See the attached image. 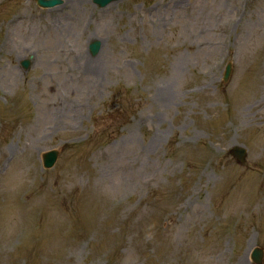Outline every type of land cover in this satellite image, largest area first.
Here are the masks:
<instances>
[{
	"label": "rangeland",
	"instance_id": "rangeland-1",
	"mask_svg": "<svg viewBox=\"0 0 264 264\" xmlns=\"http://www.w3.org/2000/svg\"><path fill=\"white\" fill-rule=\"evenodd\" d=\"M255 246L264 0H0V264H256Z\"/></svg>",
	"mask_w": 264,
	"mask_h": 264
},
{
	"label": "water",
	"instance_id": "water-1",
	"mask_svg": "<svg viewBox=\"0 0 264 264\" xmlns=\"http://www.w3.org/2000/svg\"><path fill=\"white\" fill-rule=\"evenodd\" d=\"M38 3L45 7V6H54L56 5L57 3H60L62 2V0H37ZM96 2L100 3L101 5H106L108 3H110V1H113V0H95ZM100 48V42L98 41H92V44H91V49H92V52L95 53L99 50ZM23 66L24 67H27L29 64H30V60L29 59H25L23 62H22ZM227 72H226V75H225V78L227 79L231 73V69H230V65L227 67ZM231 152L239 157L240 159H243L245 156V153H246V149L242 146H236V147H233L231 149ZM58 156V153L56 150H51L49 152H45L44 153V165H46L47 167H51V165L55 162L56 158ZM263 249L260 248V247H255L252 251V257L254 258V260L257 262V263H262L263 261V258H264V254H263Z\"/></svg>",
	"mask_w": 264,
	"mask_h": 264
},
{
	"label": "bare ground",
	"instance_id": "bare-ground-1",
	"mask_svg": "<svg viewBox=\"0 0 264 264\" xmlns=\"http://www.w3.org/2000/svg\"><path fill=\"white\" fill-rule=\"evenodd\" d=\"M81 60H82V61L84 60V62H90V64H91L93 61H99V58H91V59H90V58H86V55L84 54V55L81 56V58H79V62H80ZM79 62H78V63H79ZM229 63L231 64V62H228L227 65H228ZM227 65H226V66H227Z\"/></svg>",
	"mask_w": 264,
	"mask_h": 264
}]
</instances>
